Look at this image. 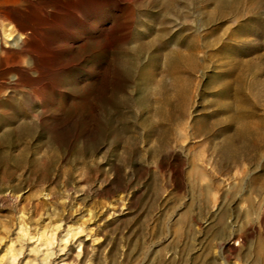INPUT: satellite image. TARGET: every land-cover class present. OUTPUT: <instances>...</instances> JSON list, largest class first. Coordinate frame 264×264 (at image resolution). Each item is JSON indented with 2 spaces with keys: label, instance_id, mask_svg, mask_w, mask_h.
I'll list each match as a JSON object with an SVG mask.
<instances>
[{
  "label": "rangeland",
  "instance_id": "rangeland-1",
  "mask_svg": "<svg viewBox=\"0 0 264 264\" xmlns=\"http://www.w3.org/2000/svg\"><path fill=\"white\" fill-rule=\"evenodd\" d=\"M165 1L0 0V35L35 49L17 62L24 77L0 78V221L24 209L86 228L99 246L90 264L264 259V0H225L231 11L176 0L174 30ZM228 145L237 166L222 159ZM235 192L227 234L251 229L227 252L211 234ZM185 213L190 237L177 242Z\"/></svg>",
  "mask_w": 264,
  "mask_h": 264
},
{
  "label": "bare ground",
  "instance_id": "bare-ground-1",
  "mask_svg": "<svg viewBox=\"0 0 264 264\" xmlns=\"http://www.w3.org/2000/svg\"><path fill=\"white\" fill-rule=\"evenodd\" d=\"M188 0H181L180 5H185ZM216 10L218 11H231L235 8V3L225 0H213ZM10 3V0H6ZM166 7H172V14L175 16H167L164 18L162 24L164 28L174 30L180 26L179 20H183L181 11L176 6V0H166ZM178 18V20H177ZM133 21H129L132 27ZM130 30V27L128 28ZM144 48L136 46L133 50V56L136 57ZM35 52L33 39L28 35H18L15 38H10L5 33L0 35V78L4 71L10 69L15 75L24 77L23 72L18 67V61L21 57ZM1 57H7L11 60L10 64ZM135 60V59H134ZM134 60L131 57H125L120 62V69L128 71L134 65ZM36 63H32L30 67ZM10 88L15 86V82L8 85ZM184 100V97L180 99ZM0 121L1 118H0ZM233 146H226L222 155L223 161L227 163L234 162L235 166L240 163V157L233 149ZM192 183L200 185L206 180V174L194 171ZM173 180V175L170 177ZM211 191L209 186L201 190L203 199L208 197ZM194 192V190H193ZM235 192L227 202L221 204L217 216L213 220V232L211 234V242H215L222 250L227 252L234 251L236 244H243L248 238V233L251 228L247 230H240L237 234H227L226 220L229 218V206L234 203ZM206 200H204L205 202ZM203 202V201H202ZM206 203V202H205ZM24 209L16 210L13 223H8L7 219L0 221V264H90L94 261L98 253L99 246L96 245V239L92 238L90 231L82 227H69L67 223L62 224L61 219L55 220L49 226H43L38 223L41 215L38 212H32L29 217H25ZM46 218L49 219L50 215L46 212ZM249 214L237 217V221H246ZM37 219V220H36ZM191 221L189 220L188 213L184 214L181 220L176 224L177 242L185 240L190 237ZM264 225V220H260V227ZM84 234V241L81 235ZM85 242V243H84ZM89 242L90 246L86 245ZM164 252V250H163ZM157 254L156 261H159L161 254ZM182 257V256H181ZM144 258H150L149 254H144ZM245 259L248 260L247 264H264V259L257 255L247 254ZM202 264H213L211 261H203Z\"/></svg>",
  "mask_w": 264,
  "mask_h": 264
}]
</instances>
